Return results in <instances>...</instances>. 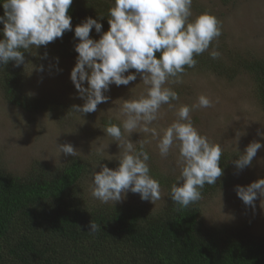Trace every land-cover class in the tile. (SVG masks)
<instances>
[{
  "label": "rangeland",
  "instance_id": "1",
  "mask_svg": "<svg viewBox=\"0 0 264 264\" xmlns=\"http://www.w3.org/2000/svg\"><path fill=\"white\" fill-rule=\"evenodd\" d=\"M192 11L194 16L210 13L221 22L222 34L212 41L207 52L219 51L225 70L187 69L180 83L167 85L178 93L179 100L173 101L172 107L162 105L160 119L149 127L162 134L177 118L176 111L182 104L195 105L200 95L209 97L213 106L193 108L191 118L202 135L221 144L227 166L219 178L221 185L198 201L199 223L218 237L244 234L263 237L264 197L258 195L254 206H248L235 189L264 178V113L258 104L251 75L238 64L239 58L251 56L264 60V0H193ZM99 38L100 35L94 37L95 40ZM25 54L24 93L54 103L51 108L49 103H42L39 111L29 112L7 102L0 90V166L18 176L32 168L59 166L71 156L60 154L56 143H70L78 151L75 157L89 165L87 175L78 186L80 202L85 206L112 205L111 202L101 203L91 195L92 172H98L101 165L110 169L118 167L123 151L118 147L119 141L104 131L103 121L122 124L121 99L137 98L145 91L140 76L126 86L110 85L109 91L104 93L109 97L107 102L99 104L95 112L80 114L72 110V105H82L84 100L70 79L78 53L58 54L40 46ZM229 67L234 70L229 72ZM129 71L135 72L134 69ZM130 140L138 150L140 142L146 141L144 150L150 156V174L160 182L161 199L152 203L141 200L139 194L128 192L123 201L114 205L159 209L167 202L171 185L180 175L178 149H172L168 157L162 158L157 138L139 129L131 133ZM254 141L261 143V149L250 166L237 169L234 161Z\"/></svg>",
  "mask_w": 264,
  "mask_h": 264
},
{
  "label": "clouds",
  "instance_id": "2",
  "mask_svg": "<svg viewBox=\"0 0 264 264\" xmlns=\"http://www.w3.org/2000/svg\"><path fill=\"white\" fill-rule=\"evenodd\" d=\"M73 0H0L3 15L0 16V65L9 61L14 66L25 65L24 53L32 48L47 46L73 30L68 10ZM193 0H114L109 8L107 31L97 19L86 18L74 28L79 42L74 45L78 53L70 79L82 105H72L80 114L97 111V106L108 101L104 93L112 84L128 85L140 76L145 91L137 98L121 99L122 124L109 125L104 130L123 149L118 167L110 169L101 165L92 172L91 195L101 203L114 206L126 198L128 192L139 194L141 200L161 199L160 182L150 174L149 153L140 142L139 150L130 135L139 129L157 138V148L162 158L168 157L174 148L179 152L180 175L171 185L170 198L180 208L202 198L206 184L215 185L223 174L219 166L223 148L211 142L195 127L191 118L193 108H210L213 101L200 95L195 105L182 104L176 111V119L163 129L162 134L149 127L161 117V106L179 100L170 82L180 83L185 66L194 68L195 56L209 49L221 33V22L210 13L194 16ZM99 19L104 17L98 16ZM95 29L101 33L98 40L90 37ZM157 53L159 55H157ZM212 59L220 52L212 50ZM134 69L135 72L129 70ZM127 73V75H125ZM172 78H175L174 80ZM87 82V87L84 83ZM127 133V135H125ZM59 153L75 157L78 151L70 144H57ZM262 145L250 143L234 161L239 170L250 166ZM111 160V159H109ZM238 197L245 205L254 206L257 196L264 197V178L247 186H236ZM95 233L99 225L90 222Z\"/></svg>",
  "mask_w": 264,
  "mask_h": 264
},
{
  "label": "trees",
  "instance_id": "3",
  "mask_svg": "<svg viewBox=\"0 0 264 264\" xmlns=\"http://www.w3.org/2000/svg\"><path fill=\"white\" fill-rule=\"evenodd\" d=\"M113 3L73 0L68 10L73 30L41 47L58 54L74 52L79 42L74 28L91 17L102 24V32L107 31ZM3 11L0 7V16ZM101 15L103 19L98 18ZM102 32L93 29L90 37ZM194 58L196 66H185V71L225 70L224 61L212 59L207 51ZM238 64L251 75L264 113V60L251 56L239 58ZM23 74V65L14 66L13 61L0 65L4 99L29 112L39 111L42 103L51 108L53 100L24 93ZM109 123L117 124L103 121L106 127ZM226 160L223 153L219 165L223 172ZM88 171L89 165L78 157L59 166L32 168L23 176L0 166V264H264V236L218 237L200 225L198 201L180 208L168 197L153 211L124 204L83 205L78 186ZM220 185L219 178L215 185L206 184L202 196ZM91 221L99 225L95 233L89 232Z\"/></svg>",
  "mask_w": 264,
  "mask_h": 264
}]
</instances>
